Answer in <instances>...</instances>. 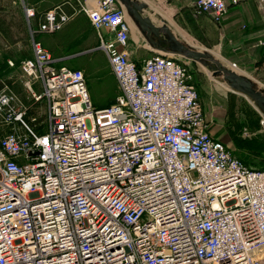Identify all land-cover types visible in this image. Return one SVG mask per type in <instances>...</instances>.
Segmentation results:
<instances>
[{
    "label": "built area",
    "instance_id": "1",
    "mask_svg": "<svg viewBox=\"0 0 264 264\" xmlns=\"http://www.w3.org/2000/svg\"><path fill=\"white\" fill-rule=\"evenodd\" d=\"M193 1L216 23L227 12L226 0ZM116 2L85 10L117 84L104 108L93 106L84 71L59 65L36 39L71 15L23 5L32 54L20 70L46 104V130L4 84L0 264H264V168L210 131L185 57L131 58Z\"/></svg>",
    "mask_w": 264,
    "mask_h": 264
},
{
    "label": "rangeland",
    "instance_id": "2",
    "mask_svg": "<svg viewBox=\"0 0 264 264\" xmlns=\"http://www.w3.org/2000/svg\"><path fill=\"white\" fill-rule=\"evenodd\" d=\"M132 1L139 4L144 3L142 14L149 15L148 5L143 0ZM26 3L27 0L25 3L23 0H0V81L8 85L14 94L15 105L26 107L27 115L36 117L34 123L38 127L37 129L40 128L39 130L44 132L46 130V104L44 101H33L24 85V78L20 70L21 60L30 54V35L22 14V7ZM116 5L123 6L134 40L142 43L147 41L122 0H117ZM169 16L172 24L171 31L180 41L189 48L205 53L208 51L206 47L195 40L197 39L195 31L190 33L191 36L182 37V15L180 13H170ZM36 39L41 41L55 56L77 52L71 58L60 60L59 65L64 64L70 68L84 66L89 95L95 108H104L114 101L116 96L115 79L105 52L98 48L99 40L96 31L85 15L79 21H72L71 18L53 34L39 33L36 35ZM52 44L55 45V50L52 48ZM146 55L148 56V54ZM209 57L211 60L194 61L188 58H184V60L188 64L192 82L197 90L201 91L202 85L207 81L210 85L220 87L226 93L223 95L224 97L219 94L214 96L220 103L214 104L212 112L214 115L222 114V117L211 120L210 128L218 137L223 135V141L228 144L237 157L246 163L251 161L256 168H264V112L253 99L231 87L225 80L220 68H227L226 62L214 57L212 53H209ZM8 60L13 62L12 66ZM253 83L257 90L264 93V87L260 83L256 81ZM35 89L40 91L38 86H35ZM222 101L224 104L221 103Z\"/></svg>",
    "mask_w": 264,
    "mask_h": 264
},
{
    "label": "crops",
    "instance_id": "3",
    "mask_svg": "<svg viewBox=\"0 0 264 264\" xmlns=\"http://www.w3.org/2000/svg\"><path fill=\"white\" fill-rule=\"evenodd\" d=\"M98 1L99 0H27L26 4L33 6L37 13H43L56 5H62L71 15L72 21H79L82 19L83 15L87 17L85 10L96 7ZM143 1L148 5L149 15L147 16L151 18L155 25H167L171 27L172 24L169 19L170 13H180L182 15V37H185V35L191 36L190 33L195 31L197 39H194L197 43H200L210 51L206 52L208 55L212 53L214 57L224 60L228 69L237 72L250 81H256L264 87V45L262 46L259 44V41L264 38V0H226L228 6L227 12L218 23L214 22L208 14L198 12L194 7L193 0H184V2H181V0ZM23 2L25 3V0H23ZM22 14L24 22H26L23 7ZM173 21L175 22V20ZM132 34L131 29L128 50L131 58L140 64L145 58L153 54L156 49L152 48L148 44V41H144V43L141 41L136 42ZM29 46L30 54L29 56H25V58L30 57L32 54L30 38ZM54 46L55 45L52 44V48L55 50L56 48ZM76 53L77 52L62 53L57 57L64 60L73 57ZM144 53L148 54V56H145ZM76 68L82 69L87 77L84 66H78ZM198 92L205 116L210 123L211 120L219 119L220 116L222 117V114L220 116L218 114L214 115L212 110L214 104L219 102L214 96L218 94L223 96L226 94L225 91L205 81L201 87V91L198 90ZM221 103L224 104L223 101ZM222 104L221 106H223ZM26 118L30 123L35 125V116H28L26 114ZM6 130L7 127L1 124L0 136H2ZM210 131L212 132L211 128ZM215 136L217 135L215 134ZM222 136L221 134L220 137H217L223 141L224 137ZM246 164L256 168L251 161H247Z\"/></svg>",
    "mask_w": 264,
    "mask_h": 264
},
{
    "label": "water",
    "instance_id": "4",
    "mask_svg": "<svg viewBox=\"0 0 264 264\" xmlns=\"http://www.w3.org/2000/svg\"><path fill=\"white\" fill-rule=\"evenodd\" d=\"M122 2L128 13L132 15L131 18L136 22L137 27L145 36L146 40L155 47L156 50L164 52L171 50L172 52L194 61L211 60V57H209L207 53L189 48L185 43L180 41L172 33L169 26L155 25L150 17L143 15L142 10L145 7L144 3L139 4L132 0H122ZM220 70L231 87L243 92L253 99L264 112V93L257 90L252 81L231 69L221 67Z\"/></svg>",
    "mask_w": 264,
    "mask_h": 264
},
{
    "label": "trees",
    "instance_id": "5",
    "mask_svg": "<svg viewBox=\"0 0 264 264\" xmlns=\"http://www.w3.org/2000/svg\"><path fill=\"white\" fill-rule=\"evenodd\" d=\"M0 28H1V24H0ZM4 83L2 81H0V89L3 87ZM215 135V134H214ZM217 137V136H216ZM218 138V137H217ZM220 139V138H218ZM221 140V139H220ZM225 143V142H224ZM226 144V143H225ZM227 145V144H226ZM228 146V145H227ZM229 147V146H228ZM242 160V159H241Z\"/></svg>",
    "mask_w": 264,
    "mask_h": 264
},
{
    "label": "bare ground",
    "instance_id": "6",
    "mask_svg": "<svg viewBox=\"0 0 264 264\" xmlns=\"http://www.w3.org/2000/svg\"><path fill=\"white\" fill-rule=\"evenodd\" d=\"M128 20V19H127Z\"/></svg>",
    "mask_w": 264,
    "mask_h": 264
}]
</instances>
